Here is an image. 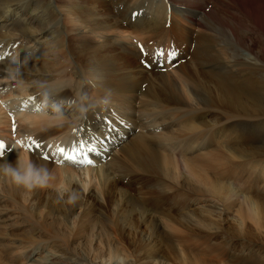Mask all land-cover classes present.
Returning a JSON list of instances; mask_svg holds the SVG:
<instances>
[{"label":"rangeland","instance_id":"374dc122","mask_svg":"<svg viewBox=\"0 0 264 264\" xmlns=\"http://www.w3.org/2000/svg\"><path fill=\"white\" fill-rule=\"evenodd\" d=\"M6 1L0 0L1 3ZM44 1V3L48 2L47 0ZM52 1L55 3L54 9L58 10L60 6L64 13H67L65 10L73 7L74 4L77 9L84 5L80 3V0ZM101 1H86L92 9L93 6L99 10L102 9L100 11L101 19L108 14L106 11L114 13L117 12L115 9L119 8L118 13L123 12V5L117 7L111 4V7H108L105 5L106 3ZM198 2H201V5L210 2L209 8L214 9L216 15L226 21L229 27L251 29V32H248L240 40L237 47L235 42L225 45L220 35H218L219 39L214 35L211 39V34H205L204 28L195 26L191 21L187 22L180 17H175L171 11H167V18H172L170 27L166 22H160L162 26L157 27V31L150 34L135 32L132 26H129V22L127 24L123 22L122 29H120L121 35L125 33L123 36H127L129 41L133 36L135 38L131 40L133 45L135 41L141 46L148 45L145 54L143 51H139L133 56L135 54L133 47L132 52L129 50L128 53H124L114 43L115 37L119 34L118 28L113 29L112 32H99V36L96 37L92 33V35L90 33L84 34L83 31L77 30V24L68 20V17L71 18L70 16H58L57 23L59 26L54 34L57 39L51 41L55 48L53 50L54 56L52 58L46 57L45 66L38 75L39 77L27 74L19 76L23 82L19 85H24V87L26 85L36 90L52 91L53 89L47 87L48 84H52L57 88L61 85L62 89H60V95L53 99V103L56 102L59 112L49 108L48 113L44 114L48 118L54 113L53 118H56L54 122L43 125L40 127L42 130L32 132L31 139L35 142L34 147L37 145L46 146V148L51 146L55 150L66 147L67 144L63 142V135L69 131L70 124L68 121L77 118L74 111H65L62 105L59 107L58 103L65 98L70 103L76 102L74 104L75 106L78 104L76 107H83L92 114L96 112L99 115L102 113L106 116L110 115L107 118L112 120H119L123 116L125 118L126 116L130 117L129 119L127 117L126 120L132 119L131 122L133 123L125 126L130 128L136 123L137 130H135L137 132L135 131L134 134H141V128H144L142 125L139 126L145 119L143 113L152 116V112H155L151 118L149 116L152 122L172 121L173 127L165 128L163 131L158 129L151 134L148 132L151 138L143 129L145 138L139 135L138 139L143 138L142 140L147 142L146 145L152 149L150 160L141 154L144 168H138L135 160L130 161L122 155V145H129L130 141H133L130 138L129 128H125V134L124 131H121L118 137L127 139L120 142L121 145L115 146L114 142L116 147L114 152L117 156L114 152L112 155L109 154L108 159L102 164H112L111 173L113 175L111 174L109 182L116 183L122 193L117 190L113 191V195L109 193L106 196L103 194L102 188L109 182L100 180L99 174L90 172L94 175L91 184L92 192L90 193L96 194V197L98 195L97 201L94 203L86 193L79 191L84 184L83 180H85L82 176L81 184L77 181V199L73 205H69L63 202L67 187L64 186L61 168L68 167L77 172L75 176L80 177L78 171L83 166H79L81 168L73 167L63 163V161L61 162L60 160L63 158L61 152L46 153L42 157L35 156L33 154L35 150L28 145V141H19L18 126L14 120H11L10 125L12 127H8L7 130H9L8 134L9 132L12 134L8 138H15V141L9 140L10 143L12 142L13 151H16L17 155L22 152L30 159V155L34 156L33 162L36 164L46 161L51 172V179L47 186L32 190L12 183L11 187L9 184L10 188L8 189L6 188L8 185H1L6 184L7 180L5 178L0 180V212L7 214L0 215V264H42L46 254L55 251L64 253L66 250L78 258L85 256L87 259L85 261L89 264H113L114 262L116 264H141L140 261H137L138 258L148 254L151 256L154 253L157 254V260L155 259L156 261L150 264H264V169L250 164L254 160L263 163L261 165L264 167V156L253 157L250 161H244L246 155L252 154L253 148L264 145V140L261 141L256 138L254 126L257 123L264 126V33H259L262 31L260 27L264 28V9H262L263 14L262 10H256L261 1L254 2L253 0L247 3H243L246 0ZM195 4L196 2L192 5L195 6ZM92 9L90 11L86 7L81 9L84 13L83 24H87L86 27L90 29L102 25L99 19H96L97 21L91 19ZM175 14L177 13L175 12ZM108 17L107 15V20H109ZM124 18V16L119 15L118 19L134 23L133 17L127 18V20ZM253 19L255 27H252ZM67 22L70 24H66ZM94 22L99 23L95 25ZM170 28L180 30L183 36L179 34L171 38L165 34ZM18 30L20 29L11 26L7 27L6 30L0 28V41L1 36H6L7 32L15 35ZM199 31L201 35L203 34L202 36L197 34ZM104 33L105 35H102ZM20 36L21 34L18 38L17 36L14 37L15 40H10L16 43L17 40H22ZM80 36L85 37V44H82L83 37ZM205 36H208L206 42L209 43L206 44L204 60H210L208 65H202L204 64L203 61H199L195 57L197 52L194 51L197 46H205L203 45ZM103 37H107L109 40L103 42ZM185 39L188 40V45L184 42ZM20 42L18 43L21 44ZM217 42L219 43L216 44ZM96 51H98V57L92 58V53ZM15 54L19 55L16 51ZM158 54L163 56L168 64L161 71L155 65L153 68L148 64V62L153 64ZM218 55L222 58L219 61L220 65H213L217 63L215 58ZM35 59L41 60V56L36 55ZM20 61L31 63V59L27 55ZM145 63L147 66L149 65V68H143ZM210 65L214 69L225 67L224 70L220 71L223 74V83L236 87L243 97L256 92L260 85L263 111L260 113L252 112L255 107H258L257 104L252 103L245 105L242 110H230L228 108L230 99L223 94L218 81L213 78L216 75L210 71L213 69L209 67ZM96 66H100L106 71L109 79L107 86H102L106 79L100 85L96 82V87L94 86L96 80H93L94 78L89 71ZM141 68L147 73H142L141 71L144 70ZM233 71L238 72V77L235 79L231 78ZM0 74V85L8 86L9 81L4 78L6 75L2 72ZM85 78L92 82L86 81ZM64 85L67 86L65 91L63 90ZM108 87L113 89L107 91ZM12 89L14 88L12 87ZM96 89L99 90L96 91ZM27 91L29 90L27 89ZM15 92L17 91H8V93L5 92L0 95V102H13L16 105L15 100L18 104L19 101L22 102V98L36 95L33 94L34 91H29V95L25 93V96L21 98H11ZM198 92L204 96L206 104L197 103L196 105L193 93ZM96 96H105L110 105L108 104L103 109L95 107L92 99ZM120 96L122 97L119 101L115 102ZM0 109L5 112L1 105ZM22 109L25 112V108ZM31 109H37L35 113L41 114L38 106L31 107ZM67 112H70L72 116ZM157 112H161V114ZM95 116L96 114L93 115V118ZM161 116L165 118L163 119ZM61 117L63 118L60 121ZM153 117H160L161 119H156V121L152 119ZM246 119L255 124L251 127H245V132L237 131L239 134L234 133L233 136H236V139L231 141L230 135H227L226 132H234L235 128L243 130V123H246ZM188 124L196 128L194 133H181L180 135L179 133L185 130ZM108 128L111 129L110 126ZM195 131L197 132L195 133ZM169 132L171 134H167ZM60 134H62V137L60 136L62 139L58 136ZM161 134L173 136L175 139H164L160 137ZM176 134L178 136H175ZM162 140L164 142L160 143ZM255 140L258 142L254 144ZM16 143L18 149L15 147ZM129 148L131 150L132 146ZM18 151L20 152L18 153ZM143 151H149V149H143ZM114 157L115 159H113ZM157 157L170 159V176L166 167L164 168V162L157 165L159 171L151 167L148 170L150 161ZM88 167L96 171L98 166L89 164ZM193 175H195V179H193ZM70 189L67 188V190ZM132 198L138 202L137 207L127 205L126 199ZM6 207H9V210L6 211ZM140 209H142L141 213L139 212ZM47 210L51 213L46 214ZM16 212L20 215V219L15 217ZM45 214L47 215L46 218ZM142 215L146 221L140 219ZM86 216L90 217L91 223L96 227V233L93 235H87L78 228ZM4 219L7 222H4ZM19 220L24 221V224ZM10 222L12 224L9 226ZM82 243L83 246L80 248ZM104 244L105 246L102 247ZM107 245L109 250L106 248ZM30 248L39 250L31 256V259L29 253H26ZM110 251L112 255H110ZM113 254L114 256L119 255L118 259L115 258L116 261L113 259ZM109 259L113 262H109Z\"/></svg>","mask_w":264,"mask_h":264},{"label":"bare ground","instance_id":"6f19581e","mask_svg":"<svg viewBox=\"0 0 264 264\" xmlns=\"http://www.w3.org/2000/svg\"><path fill=\"white\" fill-rule=\"evenodd\" d=\"M2 1H4V0H2ZM47 1H48L47 3H44L45 2L44 0H7L5 3L0 2V28L2 30H6L7 27L11 26L12 28H19L20 29V30L16 31L15 35L10 34L11 32H7L8 34H6V36H1V41H0V72H2V74L6 75V76H4V78H7L6 69L10 66V64L15 65L19 69L20 75L21 74H27L29 76L39 77L38 75L40 74L42 68L45 66L46 57L49 56L52 58L54 56L53 50L55 48L53 47L51 41L57 39L54 37V34L57 32V27L59 26V24L57 23L58 22L57 19H58L59 15L70 16L71 18L69 19V17H68V20H70L72 23L77 24V28H78L77 30L83 31L84 34H86V33L91 34L92 33L96 37L99 36V34H100L99 32H107V31L112 32L113 29L118 28L117 31L119 32V34L117 37H115L114 43H116L117 47L120 48L121 50H123L124 53H128L129 50H130V52H132L131 51L132 47L134 49H135V47L131 43L132 39H130V41H129L127 36H125V35L123 36V34H125V33H123L122 35L120 34V29H122L121 25H123V22H125L126 24L129 22V26H132V28L134 29L135 32H139V33L142 32V34H146V33L150 34V33H153L154 31L156 32L157 27L162 26V25H160V22H166L168 24V21H171V23H172V18L171 17L167 18V11H171L172 14L175 15V17H178V18L180 17V18H182V20H185L187 22L191 21L195 26L200 27V28L201 27L204 28L203 30L205 31V34H211V39H213L214 36L217 39H219L218 35H220L221 38L224 40L223 43L225 45L235 42V46L237 47L240 44V40L246 34H248V32H251V29L237 28L236 26H230L229 27V25L226 24V21H223L221 18H219L216 15L214 9L209 8L210 2L209 3L205 2V3H203V5H201V2H198V1H207V0H189V1H186V0H114V1L112 0V1H109V0H107L109 3L106 2L105 0H102L101 2L106 3L105 5L108 7H111V4H113L114 6L116 5L117 7H119L120 5H123L122 6L123 12H121L120 14L118 13L119 8H116L115 10L117 12H114V13L112 11H108V12L106 11V13H108V14H106V16L107 15L109 16L108 17L109 20L106 19V16H104V18L101 19L100 11L102 9L100 8V10H99L95 6H93V9H92L89 6L88 2H86L88 0H86V1L80 0L81 1L80 3L84 4V5L79 6L80 9L79 8L77 9L76 5L73 3L74 4L73 7H70L68 9L66 8L67 10H65V12H67V13H64L62 7H60V6H59L58 10H55L54 9L55 3H53L52 0H47ZM228 1H232V0H228ZM251 1L252 0H246V2H243V3H247V2H251ZM253 1L254 2H258V1L260 2L261 1V3L259 4V6L256 10L264 9V0H256V1L253 0ZM195 2H196L195 6L192 5ZM84 7H86V9L89 11L92 9V13L90 14L91 19H93L95 21H97L96 19H99L101 21V22L100 21L99 22L102 25H100L98 28H96V26H94L91 29L86 27L87 24L86 25L83 24L84 13L81 11V9ZM103 12H104V10H103ZM175 12L177 14H175ZM198 13H199V15H198ZM262 14H263V10H262ZM119 15L124 16L125 17L124 19H126V20H127V18L133 17L135 19L134 23H131L128 20L127 21H123V20L121 21L120 19H118ZM258 15H260V14H258ZM70 21H68V22H70ZM68 22L66 24H70ZM141 22H142V27L139 25ZM98 23H95V25ZM29 26H31V27L28 28ZM91 26H92V24H91ZM252 27H255L254 19L252 21ZM260 29H262V31H260L259 33H264V28L260 27ZM20 34H21L20 39H22V40H17L16 43L15 42L13 43L10 40V39L15 40L13 38L16 36L18 38V36ZM84 34H82V35H84ZM197 34L201 35L200 31L197 32ZM102 35H105V33ZM137 35H139V34H137ZM170 35L175 37L176 35H179V32L177 30L171 29ZM82 37H81L83 40L82 44H85L84 43L85 37L84 36H82ZM206 38H208V36H205V39H204L205 43L203 45H205V46L204 47L197 46L194 50L197 52L195 57L197 59H199V61H203L204 64H202V65H208L210 62V60L209 61L204 60V58L206 56V54H205L206 53V44L208 45V43H209V42H206ZM103 40H104L103 42H105L106 40H109V39L107 37H103ZM19 41H21L20 43L22 45L18 43ZM184 42L188 45L187 39H185ZM27 43H29V44L27 45ZM218 43L219 42H217L216 44H218ZM13 44H16V45L13 46ZM23 47H24V49H23ZM211 48L213 49L212 45H211ZM102 50L104 51L103 48H102ZM15 51L18 52L19 55H16ZM34 52H35V56L36 55L41 56V60L35 59ZM134 53L135 54H133V56L136 55V51H134ZM25 55L30 57L31 63H27L25 61L24 62L20 61L22 58H24ZM98 55H99L98 51L93 52L92 58H94L95 56L98 57ZM201 57H203V58H201ZM220 60H222V58L220 57V55H218V57L215 58V62H217V63H214L213 65H215V64L220 65V63H219ZM209 67L213 68L212 65H210ZM224 68L225 67H223V69H216V68L214 69L213 68V69H210V71L215 73L216 76L215 77L212 76V77L218 81V85L220 86L223 94L225 96L229 97V99H230V101L228 102L229 103L228 108L230 110H233V109L234 110H242V109H244L245 105H250L252 103L254 105L257 104V106H258V107H255V109L252 112H256V113L262 112L263 111L262 110V106H263L262 100L263 99L261 98L262 96L260 97L261 86L259 85L258 90L256 92H254L253 94L250 93L246 97H243L242 94L240 93V91L236 89V87L226 85L223 83V81H222L223 74L220 71L224 70ZM141 69L144 70L143 68H141ZM89 72H91V74L94 78L93 80L94 81L96 80L94 86L96 85V82L100 85L101 82L105 79H106V82L102 86L108 85L109 79L106 75V71L102 67L96 66L92 70H90ZM141 72L144 74L147 73L146 70L141 71ZM86 74H88V73H86ZM83 75H85V74H83ZM237 77H238V72L233 71L231 78L235 79ZM87 78H85V80ZM90 78H91V75H90ZM111 79H112V77H111ZM89 80L87 79L86 81L89 82ZM112 82H113V80H112ZM263 82H264V77H263ZM15 83L16 82L9 81L8 86L5 84L7 87L6 86L3 87L2 85H4V84L0 85V92H1L0 95L4 94L5 92L8 93V91H10V92L17 91V92H15V95H13L11 98H13V97L21 98L22 96H25L24 95L25 93H26V95H29V91H34L33 94H36V95L35 96L30 95V97L22 98L23 99V100H21L22 102L19 101L18 104H17V100H15L16 105L13 102H7V103H4L5 101L0 102V105L5 110V112H4V111H2V109H0V128L2 127L0 129V136L6 137L5 139L0 137V140H2L5 143V148L2 150L3 153L0 156V162L7 161L10 164H14L16 161L15 158H17V153H15L16 151H13L14 148L12 146V142L10 143V141H9V140L15 141V138H11V137L8 138V136H12V134L10 132L8 134L9 130H7L8 127H10V128L12 127L10 125L11 120H14L15 124L18 126L17 134H18L19 141L20 142L28 141L27 142V143H29L28 145L31 146L33 150H35L33 153L35 156L42 157L46 153H51V154L59 153L60 150L62 149L63 150V155H62L63 158L60 160L61 162L63 161V163L72 165L73 167L74 166H76V167L83 166L82 168L79 167V168H81L78 171L80 177L75 176V173H77V172L70 170L68 167H67L68 169L64 168V167L61 168L65 188L67 187L68 189H70L72 186V188L70 190H67V188H66V192H64V196H63V202L66 204H69V205L74 204V202L68 203L67 198H68L69 194H74L75 197L77 196V194H78L77 193V190H78L77 185H78V182L80 183V181H82L81 177L83 176V178H85V180H83L84 184L82 185V189H80L79 191L86 193L88 198L93 200V202L95 203L98 199V195L96 197V194L94 195V194L90 193V192H92L91 184H92L93 177H94V175L90 174V172H92L96 175L99 174L100 180H105L106 183H108L111 180L110 177L113 175L111 173L112 168H113L112 164L111 163L109 165H106V163H105V165H102V164L104 163L105 160L108 159V157H109L108 155L109 154L112 155V153L115 151V149H116L115 146L117 144H120V142H123L124 139H127L125 137H118V136H120L121 131H124L125 128H129V127H126L125 125H129L130 123H133V122H131L132 119H130V121L126 120V118L128 116H126V118L123 116L124 111L122 112V114H123L122 116L124 118L120 117L121 119H119V120H112L111 118H107L110 116L109 114H108L109 116L104 115V113H102V115H99L96 112H95L96 116H95V118H93V115H95V114H92L88 111H87L86 116H84L83 118H80V116H79L80 107H76V106H78V104L75 106L74 104L76 102L74 104L70 103V102H68L69 100H67L65 98L63 101H60L58 103L59 107L62 105V106H64L65 111H74V114L77 118V119H73V120L70 119L68 121L70 124L69 131L66 133V135L65 134L63 135V142H66V144H67V145H65L66 147L64 149L62 147L58 148L59 150L52 149L51 146H48L46 148V146L43 147L42 145L41 146L37 145L36 147H34L35 142H33L34 140L31 139L32 138L31 137L32 132L34 130H37V131L42 130L40 127H42L43 125H45L47 123L54 122V120L56 119V118L55 119L53 118V116L55 115L54 113L52 115H49L48 118L45 117L44 114L48 113L49 108L57 111L56 102L53 103V101H54L53 99L60 95V92L62 90L61 85L57 88L58 89L57 91L56 90L49 91L46 89L36 90L33 87H28L26 85H25V87H24V85H18V84H17V86H15ZM119 83L121 84V82H119ZM256 84H257V82H256ZM90 85H93V84H90ZM12 87L14 89H12ZM112 87H113V85H112ZM27 89L29 91H27ZM66 89H67V86L64 85L63 90L65 91ZM91 89H92V87H91ZM99 89H101V88H99ZM99 89H96V91ZM107 89H108L107 91H109V90H112L113 88L110 89L108 87ZM125 91H123V92H125ZM37 93H39V94H37ZM94 93H96V92H94ZM101 93H102V91H101ZM78 95H79V93H78ZM82 95L84 96V94H82ZM121 97L122 96L117 98L115 102L119 101V99ZM193 97L196 101V105H197V103L206 104V99L199 92L193 93ZM3 98H4V96H3ZM7 98H8V96H7ZM79 98H77L78 101H79ZM9 101H11V100H9ZM72 101H74V100H72ZM77 103H79V102H77ZM119 104H120V102H119ZM126 104H127V101H126ZM36 106H38L40 108L39 110H41V114L35 113L37 109L36 110H32L33 108L31 109V107H36ZM122 107L124 108L125 106H122ZM22 108H25V112ZM26 108H27V110H26ZM88 108H90V107H88ZM126 109H128V108H126ZM112 111L116 112L115 110H112ZM144 111L147 112V110H144ZM194 112H196V111H194ZM67 113L71 114L70 112H67ZM128 113H130V111ZM154 113L152 112L151 115L153 116ZM157 113H159V112H157ZM116 114H118V113H116ZM144 114L145 113H143V116L145 117V119L142 121L141 124H139V126L140 125L144 126V128L143 127L141 128V131H142L141 134H137V133L134 134V132L137 130L136 129V123H135L133 125V127L129 128V132H130V136H131L130 138L133 139V141L132 142L130 141L129 145H126V146L122 145L123 148L121 150L122 155L125 156L128 160H130V161L135 160V164L137 165L138 168H141V167L144 168L143 167L144 161H143V158L141 157V154L147 156V158H149V160H150V156L152 157V149L146 145L147 142L145 143V141L142 140L143 138H145L144 134H143V131H144L143 129H145L146 134H148V132L151 134V133H154L153 131H156L158 129L163 131V130H165V128L170 129V127L171 128L173 127L172 123H171L172 121L171 122L170 121L158 122L157 120L160 117L159 118L153 117L152 118L153 120L157 119L156 120L157 122L154 123L150 119L152 116L146 115V114L144 115ZM159 114H161V112ZM165 114L167 115V113H165ZM172 114H174V113H172ZM253 114H255V113H253ZM126 115H127V113H126ZM131 115H132V113H131ZM58 116H61V114L60 115L58 114ZM71 116H72V114H71ZM112 116H113V114H112ZM149 116H150V118H149ZM168 116L170 117L169 114H168ZM118 117H119V115H118ZM161 117L163 118V116H161ZM62 118L63 117H61L60 121L62 120ZM129 118L130 117H128V119ZM174 120H176V119H174ZM245 121H246V123H243V130L240 128H235L234 132H231V131L226 132L227 135H230L229 137H230L231 141L232 140L234 141L236 139V136H233L234 133L239 134L237 131H241V132L244 131L245 132V129H244L245 127H251V125L255 124V123L252 124V122L251 123L248 122L247 119ZM108 126H110L111 129H109ZM254 126L256 129L255 130L256 138L258 140H261V141L264 140V126H262L261 123H257ZM195 129H196L195 127H191L188 124V125H186L185 130H182V132H180L179 134L181 135V133H187V134L194 133L193 131ZM170 132L167 134H171ZM196 132L197 131H195V133ZM124 134H125V131H124ZM38 135H40V134H38ZM38 135H37V137H38ZM139 135L140 136L142 135L143 138L138 139V137H140ZM58 136L60 139H62L61 138L62 134H60ZM175 136H178V134H176ZM160 137H163L164 139H171V140L175 139V137L170 136V135H166V134H163ZM180 137H178V138H180ZM59 138H58V140H60ZM149 138H151L150 135H149ZM258 140H255L254 144L257 143ZM16 142H17V140H16ZM114 142H115V146H114ZM158 142H160V141H158ZM163 142L164 141L162 140V142H160V143H163ZM38 144H39V142H38ZM120 145H119V147H120ZM130 146H132L131 150L129 148ZM15 147H17V149H18L17 143L15 144ZM143 149L144 150L149 149V151H143ZM253 150L254 151L252 152L251 155H246L244 157V159H245L244 161H250L253 159V157L264 156L263 155L264 145L257 146L255 148H253ZM85 151L88 152V155H89V157H88L89 159H87V160L85 158H83V153ZM19 152L20 151H18V153ZM20 153H22V152H20ZM68 156L73 157V159H67L66 157H68ZM113 156H114V154H113ZM116 156H117V154H116ZM13 157H15V158H13ZM30 157H31L32 161L35 160L34 156L30 155ZM33 158H34V160H33ZM113 159H115V157ZM262 161H263V158H262ZM41 162H42L41 163L42 165H46V166L48 165V163L46 161L45 162L41 161ZM162 162H164V168L166 167L167 173L169 174V171L171 169V162H170V159H168V157H165L164 159L162 157H157V158L151 160L150 164L148 165L147 168H148V170H150V167L155 169V170H158L157 165L160 163L162 164ZM88 163L91 164V166H98L97 169H95L96 171L89 168ZM250 164L251 165L252 164L257 165L260 169H264V167L261 165L263 163H261V162L253 160ZM119 166H121V165H119ZM116 167H115V169H116ZM169 176H170V174H169ZM195 178H196L195 175H193V179H195ZM2 179H3V177H0V180H2ZM190 179H191V177H190ZM9 184L11 187V182L9 180H7L6 184H1V185H8V187H6V188L9 189L10 188ZM102 189L104 190L103 194H105L106 196L109 193H111V195H113V191L115 192V191L119 190V192H121V189L117 186L116 183H110V182L108 185H104V187ZM101 194H102V192H101ZM57 196H58V194H57ZM48 202L51 203V201H48ZM6 203H8V202H6ZM126 203L129 206L134 205L135 207H137L139 205L138 202H136V200L133 198L132 199H126ZM49 207H48V209H49ZM5 210L6 211L9 210V207H6ZM141 211H142V209L139 210L140 213H141ZM3 213L0 212V215H7L5 212H3ZM50 213H51V211L48 212V210H47L46 214H50ZM46 214H45V218L47 216ZM15 217H17V219H20V215L18 214V212H16ZM146 218H147V216H146ZM140 219L146 221V219L143 218V215ZM148 219H150V218H148ZM19 221L24 224V221H22V220H19ZM4 222H7V221L5 220ZM91 222L92 221H91L90 217L86 216L78 228L80 229V231L85 232L87 235H93L94 233H96V227H94V225ZM11 224H12V222H10L9 226ZM16 226H17V224H16ZM144 234H145V232H144ZM150 236H151V234H150ZM143 238H144V236H143ZM147 240H148V238H147ZM147 243H148V241H147ZM148 245H149V243H148ZM82 246H83V243L81 244L80 248H82ZM103 246H105V244L102 245V247ZM34 248H30V250L26 252V253H29L30 259H31L32 255L36 254L37 251H39V250L34 249ZM106 248H108V245ZM109 249L110 248H108V250ZM139 250H141V249L139 248ZM112 251H113V249H112ZM25 255H27V254H25ZM46 255L47 256L44 259L45 261L42 264H89L88 262L85 261V260H87V259H85V256L84 257L80 256L79 258L75 257L72 254H70L69 250L64 251V253L63 252L60 253L58 251H55L54 253H48ZM110 255H112V252ZM142 255H143V252H142ZM113 256H114V254H113ZM118 256L119 255L113 257L114 261H116L115 258L118 259ZM159 256L161 257V255H159ZM156 257H157L156 253L151 254V256L148 254L145 257L138 258L137 261H140L141 264H150L151 262H155L157 260ZM139 259H141L143 261H141ZM96 260H97V258H96ZM110 260L111 259H109V262H113V260L112 261H110ZM114 263L116 264V262H114Z\"/></svg>","mask_w":264,"mask_h":264},{"label":"clouds","instance_id":"9594fccd","mask_svg":"<svg viewBox=\"0 0 264 264\" xmlns=\"http://www.w3.org/2000/svg\"><path fill=\"white\" fill-rule=\"evenodd\" d=\"M6 72L9 81L16 82L18 85L23 83L21 79H19V69L15 65L10 64ZM47 87L56 91L58 90L57 87L52 84H48ZM92 103L95 107L103 109L109 104V100L105 96H97L92 99ZM86 115V109L81 107L79 109L80 118ZM0 177L9 180L13 185L32 190L34 188H43L47 186L51 179V172L46 165L36 164L27 155L20 153L17 155L14 164H10L7 161L0 162ZM75 199L76 197L74 194H69L67 202L73 203Z\"/></svg>","mask_w":264,"mask_h":264},{"label":"snow or ice","instance_id":"6c2138e0","mask_svg":"<svg viewBox=\"0 0 264 264\" xmlns=\"http://www.w3.org/2000/svg\"><path fill=\"white\" fill-rule=\"evenodd\" d=\"M3 148V145L2 144H0V149H2ZM60 152H61V154H63V150L61 149L60 150ZM67 159H73V157H71V156H68V157H66Z\"/></svg>","mask_w":264,"mask_h":264}]
</instances>
